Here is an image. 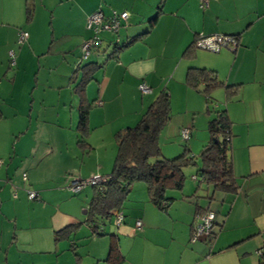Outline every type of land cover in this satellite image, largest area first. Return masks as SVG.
Here are the masks:
<instances>
[{
    "label": "crops",
    "instance_id": "1",
    "mask_svg": "<svg viewBox=\"0 0 264 264\" xmlns=\"http://www.w3.org/2000/svg\"><path fill=\"white\" fill-rule=\"evenodd\" d=\"M25 1L0 0V264H258L257 252L264 250V0H111L104 14L129 13L119 45L140 38L114 59L107 57L116 38L92 54L103 67L85 89L92 103L85 149L77 143L80 98L70 78L83 64L86 22L99 4L80 9L79 31H63L60 20L46 22L45 0L31 1L33 18L25 22ZM20 30L28 34L22 45L16 42ZM214 35L235 37L237 47L218 53L194 47L192 58L182 57L199 36ZM189 68L213 70L225 85L238 86L230 101L223 89L212 94L231 121L229 154L238 193L209 201L199 193L206 191L204 183L195 198L198 185L187 183L180 192H167L173 201L162 212L139 192L119 210L120 225L111 214L95 222L103 235H94L76 212L85 207L87 213L88 187L73 193L69 183L110 175L115 133L137 123L163 89L172 112L180 110L177 104L191 115L202 104L207 110L205 97L185 85ZM141 84L152 92L142 95ZM180 124L188 141L195 123ZM28 192L36 196L30 199ZM207 210L215 213L219 230L191 243L192 225ZM75 225L72 235L55 239L57 231ZM110 249L113 259L105 263Z\"/></svg>",
    "mask_w": 264,
    "mask_h": 264
},
{
    "label": "trees",
    "instance_id": "2",
    "mask_svg": "<svg viewBox=\"0 0 264 264\" xmlns=\"http://www.w3.org/2000/svg\"><path fill=\"white\" fill-rule=\"evenodd\" d=\"M162 1L163 0H161V2ZM97 9H99V7ZM100 9L104 14L103 9ZM160 9L161 4L157 8L155 16L148 20L149 26H153L155 23L156 16L160 13ZM33 12L34 6L31 0H26L25 22H31ZM106 15L110 16L111 14L109 12V14H104V16ZM123 25L122 23L117 32L113 33V36H115L114 39H116L112 48L113 51L109 54L107 59H114L118 52L140 38V36L133 37L129 42L120 46L117 36ZM20 32L25 31L20 30L17 33L16 42L18 41V34ZM87 32L89 33V37L84 43L93 36L91 30H87ZM108 34L112 35L111 33ZM99 42L100 43L95 48L89 50V55L100 49L103 42L100 36ZM17 44L22 45L18 42ZM82 45L80 46V50ZM194 50V45L191 44L185 49L182 57L186 59L192 58ZM89 55L83 58L81 54L80 61L87 59ZM12 56L13 54L10 56L11 59L9 60L11 65L14 64ZM102 67V64L95 61L85 64L80 63L76 66L70 78V81L74 85L73 90L80 98L77 125L79 136L77 143L84 149L88 147L87 120L92 106V103H88L85 100V89L91 81L95 80V74L102 69ZM185 85L201 93L205 97L207 104L206 113L210 115L212 114L209 105L214 101L212 94L216 90L223 89L225 91L226 101H230L236 94L238 88V86L225 85L217 79L213 70L206 68H189L185 76ZM215 106L216 105H214L213 108H216ZM170 117V98L167 90L163 89L147 107L134 127L124 128L115 133L114 140L117 151L110 175H107V179L100 185L91 187V196L88 202L85 222L90 227H93L94 235H103L94 227L95 222L97 220L109 219L113 211H119L123 207L125 199L135 182H142L144 184L148 202L162 212H165L169 204L173 201V198L166 196L167 192H180L183 189L186 179L184 169L189 166H196L197 162L194 156H190L187 149L174 159H166L161 156L158 136L169 122ZM207 130L209 139L200 151L199 166L192 180L197 181L199 184L204 183L207 189L212 190V193L218 192L225 195H236L239 191V185L233 175L229 154L231 149V121L225 110H218L214 113V116L210 118L207 123ZM199 184L192 195L194 198L198 191H200ZM212 196H208L207 200L210 201ZM207 211L202 214H205ZM200 215L201 214L198 216ZM77 229L78 226L75 225L57 231L55 233V239L57 241L65 239L72 235ZM211 235L214 236L213 233H211ZM112 252L113 251L110 249L109 255L104 261L105 263L112 261ZM257 253H259L258 264H264V250H258Z\"/></svg>",
    "mask_w": 264,
    "mask_h": 264
},
{
    "label": "rangeland",
    "instance_id": "3",
    "mask_svg": "<svg viewBox=\"0 0 264 264\" xmlns=\"http://www.w3.org/2000/svg\"><path fill=\"white\" fill-rule=\"evenodd\" d=\"M112 1H116V0H112ZM45 2L47 4V9H48V14H49L48 21L46 20V22L48 23V22L53 21L54 25H55V22L60 20V22H61L60 27H61V30H63V31H66V27L69 29H72L73 31H79L80 30V23H79L80 12L79 11L81 8L82 9H89L96 2L97 4H99L98 7L102 8L104 11L105 6L111 5V0H63L62 3H57L56 0H45ZM33 4L34 5L39 4L38 0H34ZM112 11L113 10L109 9L110 14L112 13ZM118 13H120V12H118ZM128 16H129V13H128ZM22 21H23V18H22ZM124 22L126 23L127 20H125ZM120 30H123V26L120 28ZM67 31H68V29H67ZM111 34L112 35L108 34V32H102L101 33L100 38L103 40V45L101 46L102 48H104L105 45L108 44L107 42L110 39L112 40L115 37V36H113L114 35L113 33H111ZM110 44H109V50H108L109 52L112 49V45H113V44H111V45ZM80 52H81V50H80ZM81 54L82 53L79 54V59L81 57ZM106 55L107 54H104V59H106ZM93 61H94V59L92 57V54L89 55V57L87 59L81 60V62L83 64H85L87 62H93ZM10 69L13 71L15 69L14 65H12L10 67ZM214 105H216L215 106L216 108H213ZM184 106H185L184 104H177L176 107H178L180 110H176L174 112H172L173 110L172 111L170 110V115H171L170 121H169L168 125L165 128H163L161 130V132L159 133L158 145H159V149L161 152V156L163 158H166V159H174V158L180 156L184 152L185 149H187L189 151L190 156H194V158L196 159L197 165L196 166H189V167L184 169V174L186 177L184 184L187 185V183H190L195 187L199 183L196 181H193L191 176L196 175V172H197L196 170L199 166L200 151L202 150L203 146L208 142V139H209V134H208V130H207L208 120H210V118H212L214 116V113L216 111L223 110V105H222V102L219 100L213 101V103L209 105V109H210L212 115L206 113V109H205V106H203V104L201 105V110L199 111L200 113L195 114V115L184 113ZM182 120L184 122L188 121V123L194 121V123H195V127L190 128V126H189L190 135H189L188 141H184L182 139V135L180 134V132H181V129H180L181 124L180 123L182 122ZM135 125H136V123H134V125H132V127H134ZM195 131L197 133V137H195V134H194ZM112 167H113V163L111 165L110 171L112 170ZM189 172H191V173L189 174ZM202 188L203 189L205 188L204 185ZM87 191L89 194H91V187L90 186H88ZM211 191L212 190H210V189H206V191L203 190V191H200L199 193L203 194V196L205 194H207L208 196H212V194H213V198H216L214 196H218L220 194L218 192L212 193ZM139 192H141L143 195L146 193V189H145L144 184L142 182H135L132 185L131 191L129 192V194L126 197L125 202H126V200H133V196L136 194H139ZM80 195L81 194L77 195V197H80ZM84 195L85 194H83L82 197H84ZM89 196L90 195H88L87 199H89ZM84 208L85 207H81L80 209L76 208V212L81 217H86V215H84V213H83ZM213 210H215V209L213 208ZM197 218H198V216L196 217V220L194 221V223L197 221ZM106 226H108V225H106ZM214 228H215V230H217L216 232H218V230H219L218 227L214 226L213 229Z\"/></svg>",
    "mask_w": 264,
    "mask_h": 264
},
{
    "label": "built area",
    "instance_id": "4",
    "mask_svg": "<svg viewBox=\"0 0 264 264\" xmlns=\"http://www.w3.org/2000/svg\"><path fill=\"white\" fill-rule=\"evenodd\" d=\"M202 5H206L209 0H199ZM128 13H116L112 12L110 16H104L101 9H97L93 12L87 19L86 29L91 30L93 36L87 42H85L81 47V53L83 58H86L89 55V50L95 48L99 42V36L102 32L116 33L120 25L125 23L127 20ZM28 38L26 32H20L18 34V43L22 44ZM194 47L197 49L205 50L211 53H218L222 49H229L234 51L237 47V39L233 36H223V35H214V36H199L194 42ZM12 54L10 53V56ZM138 90L141 94L147 95L151 93V89L145 84H141L138 87ZM182 137L184 140L188 139V130H182ZM2 165V160L0 159V166ZM25 175H23V180ZM107 179L106 176L94 175L86 180L75 179L69 183V191L77 193L82 191L85 187H92L100 185ZM28 197L33 199L36 195L32 192H28ZM114 218V224L120 225L123 221V216L119 211L112 212ZM215 214L212 211H207L205 214L198 216L197 221L193 223L191 229L190 242L195 243L203 237H208L212 233L214 227ZM136 227L140 229L141 222L136 221ZM259 254V253H258Z\"/></svg>",
    "mask_w": 264,
    "mask_h": 264
}]
</instances>
